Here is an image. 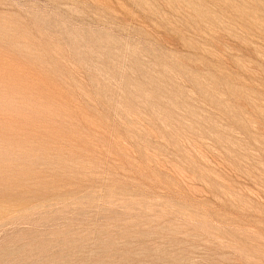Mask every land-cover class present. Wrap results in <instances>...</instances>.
I'll return each instance as SVG.
<instances>
[{
  "label": "rangeland",
  "instance_id": "374dc122",
  "mask_svg": "<svg viewBox=\"0 0 264 264\" xmlns=\"http://www.w3.org/2000/svg\"><path fill=\"white\" fill-rule=\"evenodd\" d=\"M0 264H264V0H0Z\"/></svg>",
  "mask_w": 264,
  "mask_h": 264
}]
</instances>
